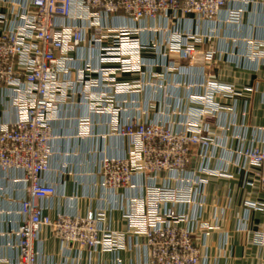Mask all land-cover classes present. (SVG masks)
<instances>
[{"label": "built area", "instance_id": "1", "mask_svg": "<svg viewBox=\"0 0 264 264\" xmlns=\"http://www.w3.org/2000/svg\"><path fill=\"white\" fill-rule=\"evenodd\" d=\"M0 3L7 5L11 15L9 19L0 12V171L11 176L24 191L18 211L22 222L15 231L18 255L14 262L0 259V264H37L35 242L42 227L49 228L53 237L66 246L92 251L119 245L118 233L100 226L101 213L82 216L76 212L51 218L43 212L41 201L56 193L55 187L45 181L55 139L53 122L58 119L61 107L75 95H80L89 114L107 115L113 133L126 140L125 156L103 158L97 174L101 186L109 191L132 188L134 180L141 177L142 193L129 198L126 217L149 248V264H199L200 252L194 244L192 228L179 225L187 221L185 207L195 202V189L183 177L187 178L186 168L195 149L212 145L208 129L196 126L197 121L204 122L206 114L222 108L209 98L217 91L233 90L209 88L211 96L201 113L198 103L202 97L192 94L189 101L194 111L188 126L179 124V128L172 130L167 120L131 118L121 123V113L126 109L118 96L138 90L141 85L117 82V78L123 74H142L148 67L141 53L157 44L144 45L140 33L151 30L167 32L161 44L163 58L178 55L191 69L205 70L213 61V53L199 51L196 46L206 36L162 25L179 24L189 16L197 22H212L222 12L225 22L238 23L241 11L230 8L228 0H0ZM147 21H157L161 26L158 29L135 26ZM246 50L249 60L264 58V45L251 43ZM80 51L86 52L87 57L84 64L77 65L79 58H74V54ZM166 68L177 67L168 61ZM4 102L8 106L1 108ZM88 125V119L80 118L77 136L88 135ZM262 132L259 146L239 153L259 170L255 174L264 192V128ZM15 172L20 177H15ZM160 172L182 185L171 187L168 182L165 184L166 180L157 184ZM196 185H202V181L197 180ZM253 241L264 246V233L255 232Z\"/></svg>", "mask_w": 264, "mask_h": 264}, {"label": "crops", "instance_id": "2", "mask_svg": "<svg viewBox=\"0 0 264 264\" xmlns=\"http://www.w3.org/2000/svg\"><path fill=\"white\" fill-rule=\"evenodd\" d=\"M228 2L230 8L241 11L238 23L225 22L222 12L212 22H197L195 17L189 16L179 24L168 22L162 25V28L167 26L182 33L209 37L196 46L199 51L215 52V60L206 72L191 69L178 55L162 57L161 44H164L167 32L151 30L140 33L144 45L157 44L154 49H144L141 53L148 67L142 74L120 75L117 82L130 83L137 79L150 82L151 73L160 74L161 80L119 95L126 109L121 113L120 121L124 123L131 118L154 122L167 120L171 129L176 130L185 118L176 113L164 117L159 112L162 109L163 114L168 113L169 104L183 109L192 106L187 102L188 97L203 91L187 85L202 82L207 74L213 81L232 86L235 95L212 120L214 140L219 146L213 144L210 148L208 155L211 159L206 164L200 166L199 162H194L190 167L194 169L193 177L204 178L206 183L194 186L195 202L185 207L187 221L179 225H189L194 231V244L201 255L199 264H264V246L253 241L255 232H264V192L257 188L256 169L242 166L237 155L239 150L250 145L259 146L262 141V134L257 129L264 126V58L252 61L245 53L251 43L264 45V0ZM0 12L11 18L7 5L0 3ZM135 26L158 29L161 25L157 21H147ZM74 55L79 58L77 65L84 64L86 52ZM168 61L174 63L176 70L166 68ZM165 93H169V98L164 96ZM6 105L8 102H4L1 108ZM138 107L140 109L136 110ZM58 115L53 122L55 139L51 144L50 169L45 175V181L55 187L56 193L41 201L43 212L51 218L76 212L82 216L89 212L101 213L100 226L118 233L119 245L111 249L98 247L92 251L75 245L66 246L53 237L49 228L42 227L35 242L37 264H149V248L126 217L129 198L142 193L139 188L141 177L134 180L132 188L109 191L101 186L97 174L103 158L125 156L126 140L113 133L107 115L89 114L80 95L63 105ZM80 118L89 122V134L83 137L77 136ZM202 165L209 171L215 170L216 175L206 174ZM163 175L161 172L160 177ZM14 176L20 177V174L15 172ZM10 178L0 171V259L14 262L18 255L15 231L22 222L18 211L24 191ZM160 181L157 184H161ZM168 184L171 187L182 185L175 181H168ZM248 201L255 206L248 207ZM182 209L179 207L180 211ZM202 223L211 228L200 229Z\"/></svg>", "mask_w": 264, "mask_h": 264}, {"label": "rangeland", "instance_id": "3", "mask_svg": "<svg viewBox=\"0 0 264 264\" xmlns=\"http://www.w3.org/2000/svg\"><path fill=\"white\" fill-rule=\"evenodd\" d=\"M205 51L212 52L213 53V56H214L213 57V60H215V52H214V50H205ZM210 64H209V66H210ZM208 67L206 69H208ZM206 69H205L204 72H206ZM168 70L169 71H174V70H176V68H171V69L169 68ZM160 80H161L160 74H158V75L156 74V76L152 77V79L150 80V82L152 81L151 83L148 82V81L146 83H143V80L142 79H137L136 81H132L129 84H132V85L140 84L141 85L139 87V89H140L143 84L154 85L155 82H157V81L159 82ZM187 86H188V88H190V87L191 88H198V89H201L203 91L201 94L198 93L202 97V98H200V101H199L200 103H198L199 104V108H201L200 111H199V113H201V111L204 110V107H203L204 105L207 107L208 98H209V96H211V93L209 92L210 91L209 88H213V87L215 88L216 87L215 90H217V88H220V87L221 88L227 87V88H230L231 90H233L232 93H230V91H228V92L227 91H217L219 93L215 94L214 97L212 96L213 98L212 97H211V99L209 98L210 101L216 102L217 104H219L220 106H222V108L223 107L225 108L226 102H228L229 99H231L232 96L235 95V93H236L232 86H230L228 84L221 83V82L213 81L212 79L209 78V76L207 74H206L205 79H203L202 82L196 83L194 86L193 85H191V86L187 85ZM164 96H166L167 98H169L170 95H169V93H165ZM189 97L187 99V102L190 99ZM203 98L204 99H207V100H203ZM189 103H190V101H189ZM175 104H177V103H175ZM191 105L194 106L193 104H191ZM195 105H197V104H195ZM138 109H140V108L139 107L136 108V110H138ZM167 109L169 110V112L166 113L167 114V117L169 116V114L176 113V114H180L181 117L183 116V118H185L184 121L182 120L179 123V124H182L184 128H186L188 126V124L190 122L189 119L192 117V114H193V111H194L193 108H191V106L186 107V108L183 109V107L181 108L180 106H177V105L176 106L174 105L173 107H171L170 104H169V107H167ZM162 112L164 113V111L161 109L159 113H162ZM217 112L218 111H215V112L213 111V113L210 114V115H209V113L206 114L205 115L206 117H205V120H204L203 123H199L198 121H197L198 123L196 122V126L197 127H199L201 125L200 127H203L204 126V128L208 129V131H209L208 134L212 138V145L209 146L206 149H203V150L196 148L195 151H194L195 155L192 157L191 163L186 168L187 178L186 177H183V181L186 182V184H188V185H192L193 187L196 185L197 180H201L202 181V185H200V186H203L206 183V181H205L204 178H199L197 176H196V178L193 177L194 176L193 175V170L194 169H192L190 167L192 166V164L194 162L196 164H197V162H199L198 165H200V166H201V164H206L208 162V160L211 159V157H209V155H208V152H209L210 148L213 146V144H217L219 146V143L217 141L215 142V140H214L213 126H212V124H213L212 123V120L214 119L215 113H217ZM200 117H201V115H200ZM263 128H264V126H261V127L258 128V130H259V132H261V134H263V132H262V129ZM251 146H253V145H250L249 147H251ZM245 149L246 148H244L243 150H245ZM241 151L239 150V152H241ZM239 152L237 153V155H238V158L242 160V166H249V167L255 168L256 169V172H258L259 170L256 167H254V164L253 163H251L249 160L242 159V157L240 156V153ZM228 164H229V162H228ZM200 166H198V168ZM202 171L206 172V174H212V175H216V173H217V172H215V170H213V171L210 170L209 171L208 167H206L204 165H202ZM218 171H220V170H218ZM160 173H159L158 181H160V179L163 180V181L166 180V183L165 184H167L168 181H173V180H170L171 177L168 176L167 174L165 176V172H162V173H164V175L162 177H160ZM160 183L162 184L163 182L160 181ZM256 185H257V188L260 189L259 182H257ZM247 206L248 207H254L255 204H253V203H251V202L248 201L247 202ZM199 228L200 229H206L207 230L208 228L210 229L211 226L208 225V224L202 223V224L199 225ZM258 232L264 233L263 231H258ZM200 257H201V255H200Z\"/></svg>", "mask_w": 264, "mask_h": 264}]
</instances>
